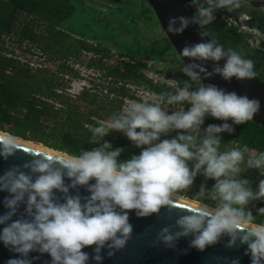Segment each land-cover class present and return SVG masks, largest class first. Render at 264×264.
I'll return each instance as SVG.
<instances>
[{
  "label": "clouds",
  "instance_id": "9594fccd",
  "mask_svg": "<svg viewBox=\"0 0 264 264\" xmlns=\"http://www.w3.org/2000/svg\"><path fill=\"white\" fill-rule=\"evenodd\" d=\"M246 2L192 0L197 7L194 17L170 19L168 32L180 34L195 23L204 29L203 35L210 36L206 29L216 19L217 10L232 12ZM180 56L226 62L222 67L217 63L213 72L200 63L182 62L179 70L187 79L159 100L130 102L107 122L90 127L88 143L95 147L70 156L33 151L30 154L35 158L23 165L29 171L14 167L0 176V191L10 194L4 200L8 211L0 216V225H6L0 242L21 257L7 264H31V252L48 254L51 264H88L89 255L83 249L93 245V258L102 264L106 246L111 256L112 250L124 248L129 240L133 231L129 211L147 217L162 207L171 209L180 194L192 189L198 175L205 183L192 196L196 203L185 206L177 219L180 230L173 233L165 227L159 238L171 246L191 235V247L203 251L227 235L229 247L239 240L247 245L251 264H264V223H256L257 217L248 208L250 202L264 200V180L254 190L242 178L251 169L264 176V151L250 150L247 145L226 149L222 143L223 133L231 134L234 125L253 120L260 103L215 85L205 86L201 79V73L207 77L219 74L229 81L233 77L252 79L257 76L255 63L238 49H225L214 37L184 47ZM207 117L224 123L203 127ZM112 132L126 136L140 149L139 154L120 159L125 149H114L106 139ZM172 133L176 135L166 138ZM18 149L14 136L0 137L4 159ZM208 180L214 181L211 188ZM80 187L90 193L83 202L80 195L69 194L70 189ZM57 193L63 194L62 202ZM21 205L24 213L13 221ZM259 213L264 216V208Z\"/></svg>",
  "mask_w": 264,
  "mask_h": 264
},
{
  "label": "trees",
  "instance_id": "16d2710c",
  "mask_svg": "<svg viewBox=\"0 0 264 264\" xmlns=\"http://www.w3.org/2000/svg\"><path fill=\"white\" fill-rule=\"evenodd\" d=\"M75 1L84 0H0V133L66 156L76 154L82 148L90 150L95 147L88 143L90 127L107 122L113 113L125 107L127 101L135 100L128 86H144L157 97L172 90L167 85L155 84L139 74L146 67L145 64L123 62L117 67L107 68L109 76L114 78L115 88L110 90V94H116L115 98H111L110 94L100 96L97 91L87 88L75 95L67 90L65 76H77L79 73H73L75 70H71L67 63L53 71L46 67L33 68L7 56L3 39L15 32L20 14H27L32 18L31 23L20 29V43L36 45L56 60L68 61L80 55L81 51L95 52L97 55L101 51L106 52L98 46L74 40L62 30L64 24L76 13L78 5ZM215 16L216 19L206 31L228 49L230 35L224 32L217 13ZM104 57L101 56L98 64H101ZM131 61H136L135 56L131 57ZM257 76L264 82L258 72ZM186 79L185 76L176 82L180 84L181 80ZM210 124L222 122L207 117L203 127ZM234 129L231 134H222V143H226V149L247 145L250 150L264 151V127L249 121L234 125ZM175 135L176 133H172L166 138ZM106 139L114 149H125L120 157L122 160L130 159L140 152L120 132H112ZM242 178L248 179L254 190L264 180V176L255 169L248 170ZM204 183V178L198 175L192 189L178 197L195 202L192 196ZM206 183L211 188L214 181L208 180ZM248 208L257 217L256 223H264V216L259 213V209L264 208V200L252 201Z\"/></svg>",
  "mask_w": 264,
  "mask_h": 264
},
{
  "label": "rangeland",
  "instance_id": "374dc122",
  "mask_svg": "<svg viewBox=\"0 0 264 264\" xmlns=\"http://www.w3.org/2000/svg\"><path fill=\"white\" fill-rule=\"evenodd\" d=\"M75 3L78 5L76 13L62 30L72 39L98 46L106 52L97 55L81 51L68 61L56 60L36 45L20 43V29L32 22L30 16L20 14L15 32L3 39L7 56L34 68L46 67L53 71L67 63L71 70H75L73 73H79L65 76L67 90L75 95L87 88L97 91L100 96H108L115 87L107 68L123 62L145 64L139 74L171 89L178 85L177 79L185 77L179 70L182 60L147 0H84ZM216 13L225 31L230 32V49H238L246 58L252 59L255 71L264 78V0H247L238 10L220 9ZM101 56L105 57L98 64ZM134 56L136 61H131ZM128 88L135 100L127 101L125 107L133 101L160 99L144 86L130 85ZM110 97L115 98L116 94H110Z\"/></svg>",
  "mask_w": 264,
  "mask_h": 264
},
{
  "label": "water",
  "instance_id": "95a60500",
  "mask_svg": "<svg viewBox=\"0 0 264 264\" xmlns=\"http://www.w3.org/2000/svg\"><path fill=\"white\" fill-rule=\"evenodd\" d=\"M147 2L179 56L184 47L206 43L211 40V37L202 34L204 30L195 23L189 24L180 34L168 32L170 19L179 17L191 19L194 17L197 7L192 4V0H147ZM180 58L184 64H202L207 69V72H213L217 63L222 67L226 62L225 59L219 62H201L187 57L182 58L180 56ZM201 79L205 86L215 85L227 92H235L239 96H247L249 99L259 101L260 108L253 116L251 122L264 127V82L258 76L243 80L233 77L229 81L223 79L219 74L207 77L206 74L201 73ZM18 144L20 149L14 155L9 156L7 159L0 156V176L14 167H20L25 172L29 171L28 169H24L23 165L35 158L30 152H40L19 142ZM65 183L69 184L70 181L65 178ZM90 183H94V181H90ZM69 194L80 195L82 202L83 198L90 195L84 187L70 189ZM9 196L8 192L0 191V216L6 214L8 211L4 206V200ZM57 196L62 202L63 194L57 193ZM187 205L184 202L176 200L171 209L162 207L159 213H154L147 217H138L135 210L129 211V222L133 227L129 240L124 248L112 250L114 251V255L111 256L108 255L109 249L106 246L101 252L103 257L102 264H233L234 261H238V264H251V256L250 254H246L247 245L241 244L238 240L234 246L229 247L230 237L227 235L222 236L217 243L208 246L203 251L191 247V240L194 238L191 235L181 237L171 246L166 245L159 238L161 230L165 227H170L173 233L179 231L180 229L176 226V221L181 214H184V207ZM22 213H24V205H21L17 211V215L13 216L12 220L19 219ZM11 222L9 221V223ZM5 226L0 225V232H2ZM94 248L95 245L83 249L89 255L88 264H97L93 258L95 256ZM13 258L21 257L10 247H6L3 242H0V264H7ZM28 259L31 261V264H51V257L46 253L31 252Z\"/></svg>",
  "mask_w": 264,
  "mask_h": 264
},
{
  "label": "bare ground",
  "instance_id": "6f19581e",
  "mask_svg": "<svg viewBox=\"0 0 264 264\" xmlns=\"http://www.w3.org/2000/svg\"><path fill=\"white\" fill-rule=\"evenodd\" d=\"M230 30V29H229ZM0 136H2V137H7L8 135H5V134H3V133H0ZM19 143H21V144H23V145H25V146H28V147H30V148H33V149H35V150H38V151H42V152H45V153H47V154H50V155H54V156H66V155H64V154H61V153H58V152H56V151H53V150H49V149H47V148H44V147H42V146H37V145H34V144H32V143H26V142H23V141H20V140H18V139H16ZM177 201H181V202H184V203H186V204H195V202H192V201H189V200H184V199H182V198H180V197H177V199H176Z\"/></svg>",
  "mask_w": 264,
  "mask_h": 264
},
{
  "label": "flooded vegetation",
  "instance_id": "af4514ba",
  "mask_svg": "<svg viewBox=\"0 0 264 264\" xmlns=\"http://www.w3.org/2000/svg\"><path fill=\"white\" fill-rule=\"evenodd\" d=\"M220 23H221V25H222V28H223L224 32H226V33H228V34L230 35V32H229V31H225L222 22H220ZM231 44H232V40H231V37H230V43H229V48H228V49H230Z\"/></svg>",
  "mask_w": 264,
  "mask_h": 264
},
{
  "label": "built area",
  "instance_id": "2783aa9c",
  "mask_svg": "<svg viewBox=\"0 0 264 264\" xmlns=\"http://www.w3.org/2000/svg\"><path fill=\"white\" fill-rule=\"evenodd\" d=\"M9 57H11V56H9ZM34 68V67H33ZM219 121H221V120H219ZM222 123H224V121H221Z\"/></svg>",
  "mask_w": 264,
  "mask_h": 264
}]
</instances>
